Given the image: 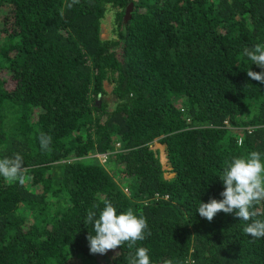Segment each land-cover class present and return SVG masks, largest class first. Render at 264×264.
Here are the masks:
<instances>
[{"label": "trees", "instance_id": "obj_1", "mask_svg": "<svg viewBox=\"0 0 264 264\" xmlns=\"http://www.w3.org/2000/svg\"><path fill=\"white\" fill-rule=\"evenodd\" d=\"M255 44L264 0H0V158L19 153L30 177H0V264H127L126 244L90 253L84 219L105 199L146 217L151 264H264V238L234 212H197L223 199L225 160L264 154V84L247 76L264 70L243 55Z\"/></svg>", "mask_w": 264, "mask_h": 264}, {"label": "clouds", "instance_id": "obj_2", "mask_svg": "<svg viewBox=\"0 0 264 264\" xmlns=\"http://www.w3.org/2000/svg\"><path fill=\"white\" fill-rule=\"evenodd\" d=\"M72 3H79V0H72ZM243 55L264 70V44L245 47ZM247 76L264 84V71L255 72L250 69L247 71ZM179 110L181 111L182 108ZM235 128L243 132V128ZM38 139L42 151H51V136L42 133ZM236 139L239 143L241 142V136H237ZM151 145H155L156 150L164 151L163 144L154 141ZM114 147L113 154L119 150L117 149L119 142ZM262 155L264 154L252 151L246 155L233 156L230 160H225L219 175L224 188L220 193L223 199L210 198L207 203L199 201L197 208L199 215L212 221L221 211L226 214L234 212L235 216L245 223L243 231L246 235L253 239L264 238V219L258 218L262 214L255 208L256 204L264 202ZM99 156L101 155H98L100 161ZM27 172L23 157L19 153L12 157L0 158V177L7 183L18 182L24 185L26 179L30 178ZM94 207L99 208V205ZM84 223L86 226L89 224L93 226V232H89L86 237L90 253L104 255L111 250L112 254H115L117 248H122L126 244L129 249L127 264H151L148 249L137 246L138 241H143L146 235L151 234L147 219L137 214L132 208L118 212L114 204L105 199L98 213L88 210Z\"/></svg>", "mask_w": 264, "mask_h": 264}, {"label": "rangeland", "instance_id": "obj_3", "mask_svg": "<svg viewBox=\"0 0 264 264\" xmlns=\"http://www.w3.org/2000/svg\"><path fill=\"white\" fill-rule=\"evenodd\" d=\"M5 8L8 9V7H5ZM112 15H113L112 10L108 9L106 11V13L104 14L103 18L101 19V22H100L101 24L100 25H101V36L102 37H110L112 35V33H111V28H112V25H113ZM0 74L8 77V74H7L6 71H2V72H0ZM103 83L106 84L105 81ZM113 100H114L113 96L109 95L108 92H107V94L104 96V100L103 101H105L106 107H107L108 110H110L112 108ZM235 129H237V128L231 127L230 130H231L232 134L235 137H237L238 135L236 134ZM117 144H118V140L112 142V146L113 147L115 145H117ZM152 147L154 148L155 145H152ZM157 151H158L160 162L163 164L162 166L166 170V173L164 172V177L165 178H169V177H171L173 175V173L169 172V168H168L169 166H168V164L166 162V159H165V156H164L165 155L164 154L165 151H161L160 149H157ZM99 157H100V159L104 158V161H105V155L104 154L99 156ZM103 165L106 167V170L110 173L112 166H106L105 163H103ZM115 175H116V173H115ZM119 182L121 184L122 189L128 194L129 193V188L126 186L127 182H125V180H121Z\"/></svg>", "mask_w": 264, "mask_h": 264}, {"label": "water", "instance_id": "obj_4", "mask_svg": "<svg viewBox=\"0 0 264 264\" xmlns=\"http://www.w3.org/2000/svg\"><path fill=\"white\" fill-rule=\"evenodd\" d=\"M131 6H132V3L130 2L124 9V19L125 20L128 18V11L130 10Z\"/></svg>", "mask_w": 264, "mask_h": 264}, {"label": "built area", "instance_id": "obj_5", "mask_svg": "<svg viewBox=\"0 0 264 264\" xmlns=\"http://www.w3.org/2000/svg\"><path fill=\"white\" fill-rule=\"evenodd\" d=\"M100 161H104V158L100 159Z\"/></svg>", "mask_w": 264, "mask_h": 264}]
</instances>
